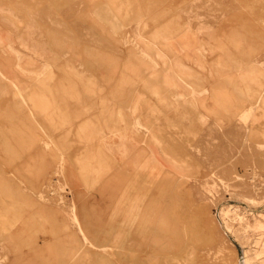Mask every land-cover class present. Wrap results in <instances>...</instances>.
<instances>
[{
  "label": "rangeland",
  "instance_id": "rangeland-1",
  "mask_svg": "<svg viewBox=\"0 0 264 264\" xmlns=\"http://www.w3.org/2000/svg\"><path fill=\"white\" fill-rule=\"evenodd\" d=\"M0 264H264V0H0Z\"/></svg>",
  "mask_w": 264,
  "mask_h": 264
},
{
  "label": "crops",
  "instance_id": "crops-1",
  "mask_svg": "<svg viewBox=\"0 0 264 264\" xmlns=\"http://www.w3.org/2000/svg\"><path fill=\"white\" fill-rule=\"evenodd\" d=\"M129 215H131V212H130V213H128V216H129ZM125 217H126V215H125Z\"/></svg>",
  "mask_w": 264,
  "mask_h": 264
},
{
  "label": "bare ground",
  "instance_id": "bare-ground-1",
  "mask_svg": "<svg viewBox=\"0 0 264 264\" xmlns=\"http://www.w3.org/2000/svg\"><path fill=\"white\" fill-rule=\"evenodd\" d=\"M257 102V101H256Z\"/></svg>",
  "mask_w": 264,
  "mask_h": 264
}]
</instances>
